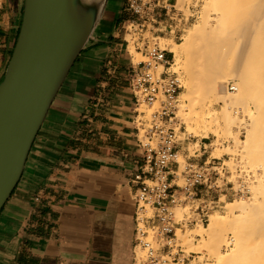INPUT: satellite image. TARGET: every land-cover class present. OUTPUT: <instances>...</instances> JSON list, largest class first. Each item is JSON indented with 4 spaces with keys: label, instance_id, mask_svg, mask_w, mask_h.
Segmentation results:
<instances>
[{
    "label": "crops",
    "instance_id": "crops-1",
    "mask_svg": "<svg viewBox=\"0 0 264 264\" xmlns=\"http://www.w3.org/2000/svg\"><path fill=\"white\" fill-rule=\"evenodd\" d=\"M127 0L105 10L53 100L0 212V264H133L136 140ZM24 0H0V82ZM161 28L171 27L169 18ZM129 47V46H128Z\"/></svg>",
    "mask_w": 264,
    "mask_h": 264
},
{
    "label": "bare ground",
    "instance_id": "bare-ground-1",
    "mask_svg": "<svg viewBox=\"0 0 264 264\" xmlns=\"http://www.w3.org/2000/svg\"><path fill=\"white\" fill-rule=\"evenodd\" d=\"M190 1L176 0V5L183 8ZM100 7L99 3L94 12H86L79 20L76 34L65 39V59L92 34L93 19ZM263 33L264 0H208L201 21L189 30L181 43L171 45L172 67L185 73L184 102L179 115L191 128L200 131L215 123L216 127L212 128L216 134L222 128L229 137L234 136L233 129L242 120L233 113L238 112L247 98L254 93L257 95L256 87L264 94ZM236 74L239 77L235 86L237 92L229 94L225 86ZM261 96L259 99L263 100L264 95ZM219 100L226 103L221 115L212 112L214 101ZM186 109L190 112H185ZM245 110L251 119L247 135L233 138L239 147V157L248 161L247 164L254 163L255 185L247 198L229 202L227 214L211 213L208 226L199 225L197 233L206 238L201 240L197 251L205 247L214 256L210 264H264V122L255 117L249 105ZM229 231L236 236L234 247L230 252H222L221 243Z\"/></svg>",
    "mask_w": 264,
    "mask_h": 264
},
{
    "label": "built area",
    "instance_id": "built-area-1",
    "mask_svg": "<svg viewBox=\"0 0 264 264\" xmlns=\"http://www.w3.org/2000/svg\"><path fill=\"white\" fill-rule=\"evenodd\" d=\"M170 1L127 0L129 17L123 23L126 35L131 36L144 58L134 61L129 52V88L137 112L136 140L143 151L140 170L132 178L136 187L133 264H188L197 253L182 243L178 231L209 220L212 207L206 203L204 191L208 193L220 178L214 165L216 159L208 157L200 162L198 155H191L188 149L191 135H180L176 111L182 78L172 70L171 52L151 42L148 35L160 30L165 18L172 22ZM126 43L128 49L129 39ZM230 89L236 87L231 85ZM142 105L148 110L141 109ZM178 207L189 209L179 214Z\"/></svg>",
    "mask_w": 264,
    "mask_h": 264
},
{
    "label": "water",
    "instance_id": "water-1",
    "mask_svg": "<svg viewBox=\"0 0 264 264\" xmlns=\"http://www.w3.org/2000/svg\"><path fill=\"white\" fill-rule=\"evenodd\" d=\"M94 29L108 0H24L19 35L0 82V212L17 185L50 106L91 35L69 59L65 39L94 12ZM93 29V31H94Z\"/></svg>",
    "mask_w": 264,
    "mask_h": 264
},
{
    "label": "rangeland",
    "instance_id": "rangeland-1",
    "mask_svg": "<svg viewBox=\"0 0 264 264\" xmlns=\"http://www.w3.org/2000/svg\"><path fill=\"white\" fill-rule=\"evenodd\" d=\"M207 2L208 0H192L185 4L183 8H180L176 5V0H171L170 4L172 8L170 15L172 16L173 20L172 22H169L172 24V28L170 30L168 28L167 31L165 30L166 28L163 26L161 29L164 30L166 34H162L160 30L155 33H148V35H150L152 39L151 42H156L159 47L166 48L168 51L171 52L170 55L171 58H173L174 54L170 50L171 45L174 43H181L185 35L189 32V30L201 21V15L205 10V5L207 4ZM263 35L264 33L261 35V37ZM127 39H129L130 41L128 51L134 56V61L144 59L142 54L139 53L136 49V45L131 40L130 35H127ZM172 70L176 71L182 78L183 88L179 97V103L176 111V126L179 127L178 130L180 132V135L182 137H185L188 134L191 135L189 145L188 143H186V145H188V149L190 150L191 155L197 154L198 156H196V158L199 159L200 162L205 161L208 157L211 161H214V159H216L214 165L217 166L216 170L218 169L220 171V178L215 176L218 179L214 186L209 190L208 193L204 191V198L206 199V203H208L209 206L212 207L210 212L208 213L209 220L204 224L194 223L188 226L187 229L183 231H178V237L182 241V243L189 250L192 249V251H195L197 253L195 257L191 261H189V263L210 264L211 261H213L214 256L203 246H201L200 251H197V248L201 245V240L206 238L205 235L202 236L197 233V230L199 225L208 226L210 222L211 213L220 212L222 214H227V212L229 211L230 203H236L235 201L247 198L252 193V187L253 185H255L254 163L250 164L249 162V164H247L248 161L245 162L243 158L239 157V147L235 145L234 139L237 138V136L238 139L245 138L247 135L251 119L250 116L246 114L248 113L245 110L246 105H249V107L253 110L256 118L260 117L262 122H264V97L262 98L263 100L259 99V96H263L264 94H261L262 92L260 91H262V89H260V87H256L254 92H257V95L259 96H257L255 93L254 94L258 97L259 100H261V102H259V100L257 101V99H255L257 97L253 94L252 96H250L251 98L249 97L247 98V100H245V105L243 103V105L241 104L239 106L237 113H233L235 115H238L239 119L241 118L240 120H242L233 129L232 135H234L235 138H233L234 136L229 137L226 134V131L222 128L219 130V134H216L213 131L214 128H212L213 126L216 127L215 123H211V125L208 126V129H201L199 131V129L196 130L194 128H191L188 123L179 115L180 105L184 102L182 92L185 91V73L183 72V70L179 71L176 70L174 67H172ZM238 79L239 77L237 76V74L236 76L229 78L225 86V92H228L229 94H235L237 92V89L232 90L230 89V86H237ZM225 105L226 103L224 100H219L217 102L214 101L212 105V112L216 113L217 115H221ZM141 109H147V106L142 105ZM189 110L190 109H186L185 112H188ZM261 116L263 119L261 118ZM219 187H221V190L219 189ZM218 197H220L219 201L217 200ZM188 209L189 207H178L176 211L181 214L184 211H188ZM235 238V234L229 231L226 235L225 240L221 243V251L230 252L234 247Z\"/></svg>",
    "mask_w": 264,
    "mask_h": 264
}]
</instances>
